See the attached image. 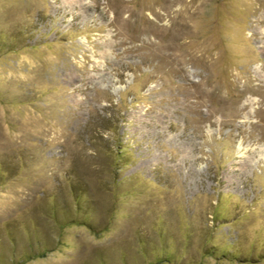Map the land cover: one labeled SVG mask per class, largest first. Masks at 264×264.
<instances>
[{
	"label": "rangeland",
	"instance_id": "obj_1",
	"mask_svg": "<svg viewBox=\"0 0 264 264\" xmlns=\"http://www.w3.org/2000/svg\"><path fill=\"white\" fill-rule=\"evenodd\" d=\"M0 264H264V0H0Z\"/></svg>",
	"mask_w": 264,
	"mask_h": 264
}]
</instances>
